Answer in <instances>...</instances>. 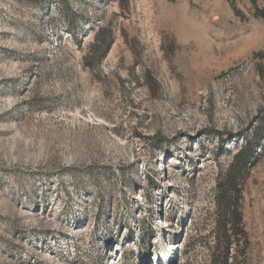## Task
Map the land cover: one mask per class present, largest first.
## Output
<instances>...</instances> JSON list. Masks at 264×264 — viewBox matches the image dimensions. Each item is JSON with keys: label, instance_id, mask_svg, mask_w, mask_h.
<instances>
[{"label": "rangeland", "instance_id": "rangeland-1", "mask_svg": "<svg viewBox=\"0 0 264 264\" xmlns=\"http://www.w3.org/2000/svg\"><path fill=\"white\" fill-rule=\"evenodd\" d=\"M236 4L0 0V264H212L247 144L230 263L264 264V20Z\"/></svg>", "mask_w": 264, "mask_h": 264}, {"label": "trees", "instance_id": "trees-1", "mask_svg": "<svg viewBox=\"0 0 264 264\" xmlns=\"http://www.w3.org/2000/svg\"><path fill=\"white\" fill-rule=\"evenodd\" d=\"M251 2L256 9V16L264 20V9H258L256 0H251ZM231 7L238 17L243 18L244 14L238 9L236 0H231ZM111 44V32L109 30L99 31L96 35V43L91 47L89 61L100 64ZM254 152L253 147L247 144L235 157L234 163L219 178L215 216L217 246L212 264H231L233 254L239 248L238 238L246 235L242 226V184L249 166L255 159Z\"/></svg>", "mask_w": 264, "mask_h": 264}]
</instances>
